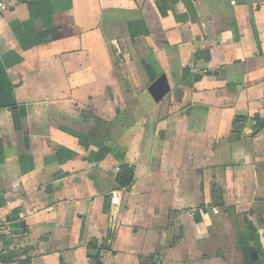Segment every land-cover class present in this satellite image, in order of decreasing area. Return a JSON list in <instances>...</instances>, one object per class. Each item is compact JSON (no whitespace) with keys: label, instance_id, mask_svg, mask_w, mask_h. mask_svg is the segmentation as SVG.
Listing matches in <instances>:
<instances>
[{"label":"crops","instance_id":"1","mask_svg":"<svg viewBox=\"0 0 264 264\" xmlns=\"http://www.w3.org/2000/svg\"><path fill=\"white\" fill-rule=\"evenodd\" d=\"M12 1L0 264H264V0Z\"/></svg>","mask_w":264,"mask_h":264},{"label":"water","instance_id":"2","mask_svg":"<svg viewBox=\"0 0 264 264\" xmlns=\"http://www.w3.org/2000/svg\"><path fill=\"white\" fill-rule=\"evenodd\" d=\"M169 86L164 75L159 76L148 88V92L155 101H159L167 92ZM252 256H255L253 253Z\"/></svg>","mask_w":264,"mask_h":264},{"label":"built area","instance_id":"3","mask_svg":"<svg viewBox=\"0 0 264 264\" xmlns=\"http://www.w3.org/2000/svg\"><path fill=\"white\" fill-rule=\"evenodd\" d=\"M12 6H13L12 0H0V13L11 8ZM119 201H120V197L113 193L111 196V204L117 205L119 204ZM211 210L214 213L218 212L216 207H212ZM5 231H6V223L3 219L0 218V234L4 233Z\"/></svg>","mask_w":264,"mask_h":264},{"label":"trees","instance_id":"4","mask_svg":"<svg viewBox=\"0 0 264 264\" xmlns=\"http://www.w3.org/2000/svg\"><path fill=\"white\" fill-rule=\"evenodd\" d=\"M133 179V170L124 165L121 167L120 172L117 176V182L120 187H128Z\"/></svg>","mask_w":264,"mask_h":264}]
</instances>
